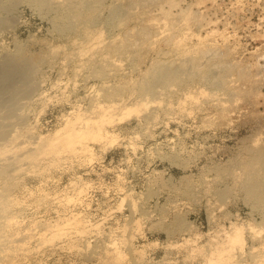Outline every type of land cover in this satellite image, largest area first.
Returning a JSON list of instances; mask_svg holds the SVG:
<instances>
[{"label":"rangeland","instance_id":"obj_1","mask_svg":"<svg viewBox=\"0 0 264 264\" xmlns=\"http://www.w3.org/2000/svg\"><path fill=\"white\" fill-rule=\"evenodd\" d=\"M28 1L0 12V67L18 51L42 58L0 85V264H113L116 246V264H264V206L243 185L264 150V0L91 1L64 33L57 9ZM126 39L137 46L117 52ZM209 54L230 67L222 82L179 73L155 87L168 98L149 96L165 103L140 105L157 66Z\"/></svg>","mask_w":264,"mask_h":264},{"label":"bare ground","instance_id":"obj_2","mask_svg":"<svg viewBox=\"0 0 264 264\" xmlns=\"http://www.w3.org/2000/svg\"><path fill=\"white\" fill-rule=\"evenodd\" d=\"M18 1H20V0H12L10 3H8V5H7V7H6V5H5V8H8V10L7 11H11V10H9V8H11V7H15V5H17V2ZM91 1L93 2V3H95V4H97V3H99V2H101V0H63V1H61V0H29L28 2H30V3H32V4H34V6L36 7L37 6V8H46V9H54L55 11H56V9L60 12V13H58V14H60V16L61 17H58V22H59V20H60V22H59V24L57 25V26H55V27H58L59 29H60V31H61V33H64V32H67V31H70V30H72L73 31V26H72V19H78V20H80V21H83V22H87V20L90 18L89 16H90V14L92 13V11H94L95 9V5H94V8H93V10L92 9H90V7H89V5H92L91 4ZM4 7V6H3ZM2 7V5L0 4V12L1 11H6L5 10V8H3ZM1 9H4V10H1ZM52 11V10H51ZM43 12H44V10H43ZM53 12V11H52ZM117 12V11H116ZM11 13H13V12H11ZM45 13H46V10H45ZM47 13H51V12H47ZM55 13V12H54ZM53 13V14H54ZM57 13V12H56ZM55 13V14H56ZM119 13V12H118ZM7 14H8V12H7ZM6 14V15H7ZM54 14V15H55ZM9 15H10V13H9ZM52 16V18H53V15H51ZM54 17H56V16H54ZM59 18H61V19H59ZM116 18H118L117 16H116ZM56 19V18H55ZM55 19H54V22H55ZM91 19V18H90ZM0 20H1V17H0ZM3 20V19H2ZM57 20V19H56ZM112 21V20H111ZM113 21H115V19H113ZM117 21V20H116ZM115 21V22H116ZM120 21H118V23H119ZM1 23L2 22H0V25H1ZM5 22H3V24H4ZM117 23V22H116ZM3 26V25H2ZM57 29V28H56ZM57 31H58V29H57ZM59 32V31H58ZM71 32V31H70ZM138 43V42H137ZM137 46V44H136V42H133V41H131V40H128V39H126L125 41H124V44L121 46V47H119V51H117V52H120V51H127V50H132V49H134L135 47ZM22 47V46H21ZM20 50H21V48H20ZM25 49H23V51H24ZM26 53H27V50H26ZM26 53H24V52H19L18 51V53H16V54H14L15 56L14 57H12L11 59H9V60H7V62H3L4 63V65H2L1 67H0V85L1 84H6V85H9V84H11L13 81H14V78L16 77V76H19V77H22V76H24V75H26L28 72H30L31 71V67L33 68V67H35V65H37V64H39V62H41L42 61V58L41 57H39V56H34L33 57V55L31 54V53H29L28 52V54H31L32 55V57H30V55L29 56H27V54ZM134 53H136V51L134 52ZM212 53V52H211ZM26 54V55H25ZM214 54V53H213ZM36 55V54H35ZM210 55V54H209ZM210 56H212V54L210 55ZM209 56V57H210ZM217 56V55H216ZM215 55L214 56H212V57H210V60L208 61V59H207V62H208V64H206L207 62H205V64H201L199 61H198V59H192V61L191 62H189V64H188V66H183V65H181V67L180 66H178L177 65V67L175 66V67H171V66H157L154 70H152L150 73H149V75L147 74V78H145V79H147V80H145V82H143V84H142V86H140V89H142V93H141V97L143 98H141V101H142V103H141V101H139V99H138V101L141 103L140 105L142 106V104H143V106L142 107H145V106H149V102H147L146 100H147V98L146 97H148L149 98V96H156L157 94L156 93H158V91L156 90L157 88H155L156 86H158V84H162V85H164V86H171V85H173L175 82H177V77L179 76L178 74L180 73V75L181 74H183V73H185V76H187L188 78H186L187 80H190V81H193L194 82V80H192V79H195V80H201V81H203V82H206V81H210V79H212V80H214L213 79V76H214V78H216L217 80H216V82L218 81V82H222L223 80H224V77H225V75L226 74H228L229 72H230V67L228 66V65H226V64H224L225 62H224V60L222 61V57H216ZM208 58V57H207ZM186 80V81H187ZM197 80V81H198ZM211 80V82H213ZM186 81H185V83H186ZM199 82V81H198ZM190 83V82H189ZM214 84V83H213ZM163 89H164V87H163ZM165 91H166V88L164 89ZM162 91V93L160 94V96L163 94L164 96H163V98L165 97V94L164 93H168V92H164L163 93V90H161ZM160 92V91H159ZM156 94V95H155ZM167 95V94H166ZM169 95V94H168ZM168 95L166 96L167 98H168ZM160 96H156L157 97V99L160 97ZM165 97V98H166ZM171 96H169V99H167V101L169 102V100L171 99L170 98ZM138 98H139V96H138ZM150 98H152V100L150 99ZM149 98V101L151 100V101H153L154 99L155 100H157L155 97H154V99H153V97H150ZM161 98H162V96H161ZM154 100V101H155ZM161 100V99H160ZM160 100H159V102H158V100H157V102L158 103H156V104H161L162 103V101H163V103H165L164 102V100L162 99L161 100V102H160ZM150 101V102H151ZM166 101V102H167ZM171 101V100H170ZM146 102L148 103V105L146 104ZM100 103V102H99ZM139 104V103H138ZM151 104H155V103H152L151 102ZM102 105H104V104H102ZM102 105H100V107L102 108V109H100L101 111H103L105 108L104 107H102ZM145 105V106H144ZM98 106V105H97ZM97 106H95V107H97ZM167 106V105H166ZM99 107V106H98ZM98 107H97V110H99L98 109ZM104 108V109H103ZM163 108V107H162ZM164 109H165V111L166 110H168V112L170 111V109H169V107L168 108H165V106H164ZM99 110V111H100ZM153 111V110H152ZM157 111H159V110H157ZM164 110H160V113L162 112V113H164L165 115H168V114H166L167 113V111H166V113H165V111L163 112ZM104 112V111H103ZM154 112H156V110L154 111ZM105 113V112H104ZM150 113H151V111H150ZM170 113V112H169ZM156 114V113H155ZM155 114H152V115H154V117H152V118H155L158 114H159V112H157V114L155 115ZM163 114V115H164ZM100 116H101V114H100ZM151 116V114L149 115V112H148V117H147V115H146V117H145V120L144 121H146L147 120V118H149ZM152 118H150V119H152ZM149 120V119H148ZM74 123V122H73ZM73 123H71L70 125H71V127H73ZM82 124V123H81ZM80 124V125H81ZM87 124V123H86ZM89 125V124H88ZM74 126H76V125H74ZM77 127V126H76ZM76 127L74 128L73 127V130L71 129L70 131L71 132H73V131H75V129H76ZM84 127H86V125H84ZM81 128V127H80ZM79 128V129H80ZM88 128V127H87ZM91 128V127H90ZM94 128V127H93ZM69 129H70V127H69ZM81 130V129H80ZM93 130V132L94 131H97L98 132V130L97 129H92ZM78 131V130H77ZM77 131L76 132H74V134L75 133H77ZM71 132H67V133H71ZM78 132H80V131H78ZM96 133V132H95ZM73 133H72V135H74ZM79 134V133H78ZM4 136V140H5V137H7V134H6V136L5 135H3ZM3 136L1 137V140H0V143H1V141L3 140ZM14 138H15V136H14ZM6 140H7V138H6ZM4 141L5 142V145H6V143H7V141ZM11 140V139H10ZM10 140L8 141V142H10ZM14 139H12V141H13ZM15 140H17L16 138H15ZM11 141V142H12ZM51 140H50V142H49V145L51 144ZM22 143V142H21ZM2 145H4V143L2 142L1 143ZM16 144V143H15ZM17 144H19V145H14L13 147L18 151V149H19V147H22V149H23V147L24 146H21L20 145V143H17ZM55 143H52L51 145H53V146H49V148L50 149H55L56 150V146L54 145ZM2 145H0V152H2V151H5L3 148H2ZM4 145V146H5ZM23 145V144H22ZM3 146V147H4ZM18 146V147H17ZM26 146V145H25ZM6 147V146H5ZM54 147V148H53ZM2 148V149H1ZM18 148V149H17ZM48 148V149H49ZM15 149H10V151H13V150H15ZM87 149V148H86ZM54 150V151H55ZM84 150V151H83ZM90 149H87V152L89 151ZM21 151V150H20ZM85 152V154H87L86 153V150L85 149H81V151L79 152L78 150L76 151V153L78 152V153H81V152ZM264 151V150H263ZM263 151H261V149H260V152H254V155H253V157H252V159H251V157H250V159L249 160H251L250 162H249V160H247L248 162H245L247 165H246V174H247V176H248V178H247V181H246V179H245V184H243L245 187H246V191H245V193L247 192V198L249 199L248 201L250 202V198H251V201L253 200V201H256L257 202V204H256V202H253V204L255 203L256 205V207H261L260 206V204L262 205V206H264V152ZM262 152V153H261ZM13 153H15L16 154V152L14 151ZM77 153V154H78ZM88 153H90V152H88ZM15 154H13V155H15ZM83 154V153H82ZM13 155H11V156H13ZM22 155H23V157H24V153L22 152ZM22 155H20V156H22ZM80 155V154H79ZM18 156V155H17ZM20 156H18V157H20ZM26 156H28L27 154L25 155V157ZM17 157V160L19 159ZM30 157V156H29ZM28 157V158H29ZM9 158H12V159H14L13 161H17L15 158H16V156H15V158H14V156L13 157H9ZM8 158V159H9ZM27 158V159H28ZM7 159V158H6ZM7 159V161L5 162V163H7L8 161H11V159H9L8 160ZM24 159V158H23ZM22 158H20L19 160H23ZM26 159V158H25ZM0 161H3L4 162V160H0ZM21 161H17V162H21ZM23 162V161H22ZM5 163H4V166H6L5 165ZM9 164L8 165H10V162H8ZM15 163V162H14ZM12 164H13V162H12ZM12 164H11V166H12ZM17 166L19 165V164H17V163H15ZM14 164V165H15ZM22 164V163H21ZM259 165V166H261V168L262 169H260V172L261 173H259V171H258V168L259 167H255L256 165ZM2 165H3V163H2ZM6 166V168L7 167H9V166ZM13 165V166H14ZM12 166V167H13ZM17 166H15V167H17ZM20 166V165H19ZM20 168V167H19ZM3 169V168H2ZM256 169H257V171L258 172H256ZM4 170V169H3ZM2 170V171H3ZM7 170H8V168H7ZM15 170V169H14ZM2 171H0V177H3L4 176V174H5V172H6V174L8 173L7 171H6V169H5V172L3 171V173H1ZM9 171V170H8ZM223 173H224V171H222ZM223 173H222V176H223ZM220 174H221V172H220ZM225 174V173H224ZM222 176H220V178L222 177ZM226 177V175H224L222 178H225ZM6 178V177H5ZM221 178V179H222ZM1 180V179H0ZM247 182V183H246ZM244 186L242 187L243 189H244ZM194 187H195V184L194 183H192L191 184V182L188 184V187H187V189H186V193H193V189H194ZM81 191H83V190H81ZM194 192H195V189H194ZM79 193H80V191H79ZM82 193V192H81ZM222 193V192H221ZM6 196V195H5ZM4 196V197H5ZM250 198H249V197ZM3 196L1 197V198H3L4 200H7L8 198L7 197H5V198H7V199H5ZM146 199H148V198H146ZM3 200V201H4ZM252 202H251V204H252ZM6 203H8V202H5V205H6ZM10 203H12V201H10ZM9 203V204H10ZM252 204V205H253ZM258 205V206H257ZM3 207H4V205H3ZM3 207H1V208H3ZM7 206H5V208H6ZM254 207V206H253ZM2 211H3V213L5 212L4 211V208L2 209ZM1 212V211H0ZM86 227H88V225H85ZM84 226V227H85ZM85 227V228H86ZM253 227V226H252ZM85 228H83V226H82V229H84L85 230ZM78 229V228H77ZM94 229V228H93ZM251 230L252 229H254L255 230V228L253 227V228H250ZM79 230L81 231V229L79 228ZM250 230V231H251ZM41 231V230H40ZM77 231V230H76ZM83 231V230H82ZM237 231V230H236ZM253 231V230H252ZM252 231H251V233H252ZM255 232L256 231H254V235L253 236H257V234L255 235ZM81 232H79L78 231V234H80ZM89 233V232H88ZM88 233H84V235H87ZM234 233H236V236H235V234ZM233 233V235L231 236L232 237V239L231 238H228V237H230V236H228L227 238L228 239H230V240H235V241H233L234 243L235 242H237V240H239L240 241V239H238V238H240L241 236H238V232H234ZM41 234V233H40ZM82 234V236H84L83 235V232L81 233ZM90 234V233H89ZM251 235V238H253V236ZM54 237H55V235H54ZM54 237H52L51 236V238H53L54 239ZM85 237V236H84ZM86 237H88V236H86ZM238 237V238H237ZM254 237V238H255ZM82 238V237H81ZM234 238V239H233ZM228 239H227V243L226 244H228V245H226V247H224V248H226V249H228L227 248V246H229L230 244L229 243H231V241H229L228 242ZM49 240L51 241V239L49 238ZM48 240V241H49ZM110 240H111V237H110ZM253 240V239H252ZM251 240V241H252ZM257 240V239H256ZM49 241V242H50ZM109 241V240H108ZM115 240H113V241H110V242H114ZM242 241V240H241ZM255 241V240H254ZM109 242V243H110ZM109 243H106V244H109ZM111 243V244H112ZM234 243H232L231 245H233ZM238 243H240V242H238ZM264 243V242H263ZM263 243L261 242V244L263 245ZM111 244H109V245H111ZM236 244V243H235ZM252 244V246H253V242L251 243ZM257 244V243H256ZM108 245V246H109ZM113 245V244H112ZM257 245H260V243H258ZM114 246H116V245H114ZM113 246V247H114ZM255 247H254V249L256 248V245H254ZM117 247V246H116ZM116 247H114V248H116ZM231 247V246H230ZM229 247V249H231ZM259 247V246H258ZM105 248V247H104ZM114 248H112L111 247V251H110V248H109V250L108 251H106L107 252V254H108V252L110 251V252H112L113 251V254L115 253V250H114ZM118 248V247H117ZM252 248V247H251ZM219 249V248H218ZM218 249H217V251H218ZM221 249V248H220ZM222 249H223V247H222ZM226 250V252H225V249H223L224 251L223 252H225V253H227L228 251L229 252H231V250ZM233 249V248H232ZM253 249V248H252ZM262 249V248H261ZM216 251V256H218L217 255V253H219V252H221V250H219V252H217ZM223 252H221V254L223 253ZM228 252V253H229ZM258 252V254H260L261 252H259V251H257ZM116 253H119L120 255H121V252H118V249L116 250ZM115 253V254H116ZM256 253V252H255ZM112 253H110V255H111ZM111 255V257L109 258V259H111V261L113 262V259H112V256L115 258V264L117 263V259H116V257L117 258H120V260H121V258L122 257H120L119 256V254H116V256H114V255ZM224 254V253H223ZM222 254V256H225V254L223 255ZM231 254V253H230ZM257 254V253H256ZM109 255V254H108ZM109 255V256H110ZM260 255H262L263 256V254H260ZM258 256L257 255V257H253V259L254 258H256L257 259V261L259 260V258L260 257H262V256ZM108 256V257H109ZM220 256L221 255H219V258H220ZM228 256V255H227ZM229 256H231V255H229ZM226 257L225 258V260H223L222 258H220V259H222L223 260V262H227V260H228V258L230 259V257ZM256 256V255H255ZM263 258V257H262ZM108 259V258H107ZM108 259V260H109ZM217 259V258H216ZM119 260V259H118ZM222 260H220V261H222ZM262 259L260 258V260L259 261H261ZM211 260H209V262H210ZM217 262L219 261L218 259L216 260ZM256 261V260H255ZM256 261V262H257ZM263 261H264V259H263ZM262 261V262H263ZM114 262H113V264H114ZM119 262V261H118ZM212 262V261H211ZM210 262V263H211ZM213 262H215V260L213 261ZM217 262L216 263H212V264H217ZM225 262V263H226ZM219 263V262H218ZM222 262H220V264H221ZM119 264V263H118ZM222 264H224V263H222Z\"/></svg>","mask_w":264,"mask_h":264}]
</instances>
